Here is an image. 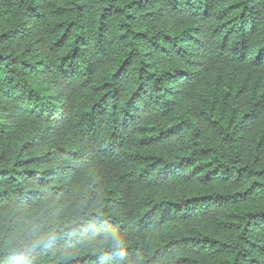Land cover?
<instances>
[{
    "label": "trees",
    "instance_id": "1",
    "mask_svg": "<svg viewBox=\"0 0 264 264\" xmlns=\"http://www.w3.org/2000/svg\"><path fill=\"white\" fill-rule=\"evenodd\" d=\"M0 264H264V0H0Z\"/></svg>",
    "mask_w": 264,
    "mask_h": 264
}]
</instances>
